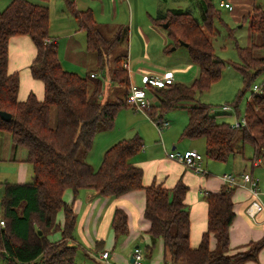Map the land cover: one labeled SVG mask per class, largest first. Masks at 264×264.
<instances>
[{
  "label": "trees",
  "instance_id": "16d2710c",
  "mask_svg": "<svg viewBox=\"0 0 264 264\" xmlns=\"http://www.w3.org/2000/svg\"><path fill=\"white\" fill-rule=\"evenodd\" d=\"M47 3L49 0H40ZM203 19L199 23L192 15L177 10L154 20L160 26L167 23L170 48L179 42L188 45L190 61L197 67V76L189 86L174 84L169 88L153 89L155 105L145 111L149 119L162 120L184 103L196 101L198 94L207 91L219 81L224 63L213 49L211 37L216 30L219 11L211 0H202ZM67 12L85 34L88 53H93L100 78H91L65 71L59 62L57 44L49 39V11L46 6L26 0H12L0 11V111L11 116L10 121L0 119V134H7L13 149L24 150L23 162L31 167L32 182L15 184L4 182L0 195V212L4 226H0V258L4 264H76L77 247L70 243L76 226L71 206L63 201L70 190L73 197L82 191H92L99 197L118 198L134 191H144L143 216L149 223L147 235L150 245L146 256L151 258L157 241L163 246V264H245L257 259L264 247V236L248 245V250L229 254V229L235 214L232 197L236 188L223 185L216 193L204 192L207 205L206 230L197 248L190 246V220L185 204L187 187L178 181L168 190L152 184L144 187L143 172L129 161L139 154L143 142L139 137L120 140L103 154L99 167L94 170L83 155L89 154L95 138L114 128L118 113L125 108L130 92V78L125 61L116 59L110 69L109 81L124 87L123 99L114 103H101L102 78L108 68L107 56L123 40L121 28L112 38H106L95 22L90 10L79 11L75 4L65 0ZM249 23L250 46L236 44L239 63L233 69L241 77L245 90L264 73V9H253ZM126 34V33H125ZM258 36L259 43H254ZM13 37H28L36 55L29 68L31 77L42 83L44 96L38 101L29 94L25 101L18 100L19 77L7 72L8 44ZM232 37V35H231ZM256 51H262L256 56ZM92 55V54H91ZM107 73V74H108ZM260 91L251 94L245 107L246 127L232 129L226 122H218L227 113H211V106L197 102L188 108V119L180 139L205 143V157L213 162L226 163L237 153L235 146L250 145L253 157L249 162L264 165V81ZM242 95V94H241ZM239 100V99H238ZM236 117L237 106L232 105ZM55 110V124L51 126V111ZM229 115V114H228ZM239 151V154H242ZM62 212L63 224H57ZM111 229L116 239L127 235V215L116 209L111 218ZM38 232L41 234L38 235ZM60 232L61 240L51 242L49 237ZM210 236L215 247L209 246Z\"/></svg>",
  "mask_w": 264,
  "mask_h": 264
},
{
  "label": "crops",
  "instance_id": "0c3cea01",
  "mask_svg": "<svg viewBox=\"0 0 264 264\" xmlns=\"http://www.w3.org/2000/svg\"><path fill=\"white\" fill-rule=\"evenodd\" d=\"M11 1L12 0H5V2H0V6L6 8ZM26 1L32 4L46 6L49 13L50 11L53 12L52 15L57 20V23L55 24L52 20L50 21L49 40L57 44V55L61 67L65 71L73 72L80 76L84 73L87 74L88 72L94 71L96 68L95 57L87 52L85 34L78 29L77 23L67 12L65 0H49L47 3L41 2L40 0ZM68 1L73 2L79 11L90 10L95 22L103 26L119 22L122 5L128 17V25L131 30L136 28L141 30L140 24H137L135 19V10L138 12L139 6L144 9L146 17H148L152 23L154 20L162 19L166 13L171 10L190 14L199 23H201L203 19L202 0ZM211 1L217 10H225L220 6V2L230 4L232 6V11H228L229 18L234 24L240 26H243L248 21L247 32L249 34V16L252 14L253 9L258 7L256 4L257 0ZM259 8L261 7L259 6ZM83 34L84 36H82ZM247 46L249 47L250 43H248ZM35 55V47L28 37H13L9 40L7 72L9 75L17 74L19 77L18 100L20 102L25 101L29 94H33L38 101L43 100V85L41 82L34 80L29 71ZM141 60H144V58ZM127 66L130 71L128 60ZM144 72L146 73L142 75L162 74ZM91 74H95L97 78L101 77L99 74L93 72ZM174 82L175 84L177 83L176 79ZM140 115L145 116L153 125L152 120L145 114ZM145 117L139 118V121H147ZM117 120L118 118H116V121ZM162 120L169 123V128L163 130L166 132L163 141L165 145H163L162 142V149L155 137L146 135L145 131L136 129L138 131L136 135L142 140L143 148L141 152L132 157L130 161L132 165L142 170V184L144 187L155 184L170 190L178 181H182L187 187L185 204L188 208L190 220V246L194 249L198 247L201 235L206 230L207 205L204 201V192L213 194L218 193L224 185L221 177L226 175L227 171L232 172V175L235 177H239L241 174L248 172L246 167L242 168V164L248 162L251 157L245 158L242 156L239 161L235 159V156L243 155L245 150L244 147L242 148L241 142H238L236 144L237 153L232 155L226 163L209 162L207 165L203 164L205 174H195L181 164L173 162L166 157V153L173 151L183 152L186 150H195V147L199 144L197 141L185 140L187 142H184V139H180L181 132L187 120L185 119L183 122L181 120V125H179V127L176 126L175 129L171 127V123L164 119V117ZM142 125H147L150 130L152 129L151 125L147 122L138 123L137 128H141ZM103 133L104 132L97 135L93 148L88 154L90 156L94 152V148L97 146L99 147L100 155L93 160L96 169L102 161L104 152L117 142V140H120L107 138L108 134ZM162 133L160 136L157 133L160 138L162 137ZM109 139H112V141L107 143L106 140L109 141ZM9 143V136L7 134H0V148L3 147L2 150L4 154L0 161H2L4 165L11 163L14 168L6 165L7 167L4 168V170L9 172V170L13 169L14 174L9 172V175L15 177V184H23L25 183L28 166L23 162L24 155L22 154L19 156L18 160H9V155L11 153H13V155L15 154L13 146ZM241 148L242 154H239ZM251 153L253 155L252 151H250V154ZM89 164L91 165L92 163ZM218 164L222 166H217ZM250 169V174L257 183L258 201L262 206V211L253 219L249 218L245 213L246 208L256 199H254L247 186L235 189L232 197L235 219L229 229V254L231 255L247 251L250 243H256L264 236V165L262 163L259 165L251 163ZM255 169H258L257 172H254ZM63 201L68 206L72 207L76 216V226L70 243L78 248L77 252L80 249L86 253L82 246L84 245L89 248L93 254H96L93 258L97 260H99V254L108 252V264H133L130 263V259L132 258L133 251L137 248L139 249L137 246L139 242L147 244L144 250L147 253V247L150 245V241L147 235L149 223L143 216L145 206L144 191H134L118 198H103L97 196V194L92 191H82L74 198L72 192L67 190L63 194ZM116 209L123 210L127 215L128 231L127 236L124 238L116 239L111 229V218ZM57 224L59 227L63 224L62 212L57 215ZM49 239L51 242H59L61 240L60 232L51 235ZM156 245L158 249L154 264L160 261L163 262V246L161 240L157 241ZM132 246L134 247L130 250ZM209 246L211 249L215 247V239L213 236H210ZM99 261L106 264L101 260ZM245 264H264V247L259 251L256 260L249 261Z\"/></svg>",
  "mask_w": 264,
  "mask_h": 264
},
{
  "label": "rangeland",
  "instance_id": "374dc122",
  "mask_svg": "<svg viewBox=\"0 0 264 264\" xmlns=\"http://www.w3.org/2000/svg\"><path fill=\"white\" fill-rule=\"evenodd\" d=\"M0 2H5V0H0ZM257 6L264 9V0H257L256 1ZM217 6V5H216ZM120 9V16H119V22H115L109 25H99L98 28L101 29L102 34L106 38H112L115 32L118 28H121V34H122V41L118 44V46L107 56L108 60V68L105 70L107 72L108 69L111 68L113 61L116 59L120 60H128L129 63V69H130V82L133 86L137 88H142L140 83V76L143 73L147 72H154V73H163L165 71H170L174 73V81L176 79V84L186 85L189 86L193 83V81L196 79L197 76V67L190 61L188 50L184 47H177L172 52L170 48L169 53H165L164 50L166 46L170 43V40L167 36V29L163 28V25L165 23H162L160 26H156L154 22H150L149 18L146 17V13L144 9H142L141 6H139L138 12L135 10V19L137 24H140L141 30H138V28L131 30V28L128 25V17L125 14V10L123 6L121 5ZM218 8V6H217ZM5 7L0 6V11L4 10ZM220 14V20L214 21L215 26V34L213 37L210 38L213 44V49L215 50V54L218 57L220 61H222L224 65V69L221 74V78L218 82L213 84L207 91L202 92L201 94H198L196 101L184 103L182 106H179L178 108L172 110L170 113L166 114L164 116V119L168 120L171 123V127L175 129L176 126L179 127L181 125V120H187L188 119V108L194 107L197 102H200L202 104H206L211 106V108L218 110L221 106H231L235 105L237 103L239 112H240V118L242 119L244 117L245 113V107L247 102L249 101L253 90L254 85L258 86V84H261L264 81V73L259 75L255 81L253 82L251 88L249 90H245L244 86L241 81V77L237 71L233 69V64L239 63V56L238 52L236 50V44L241 47H248V43H250V37L247 30H248V21L243 25H236L234 22L229 18V12L226 10L218 9ZM50 17H49V25L50 21L52 20L53 23H57V20L52 15L53 12L50 11ZM138 17H137V15ZM126 33V34H125ZM232 35V37H231ZM84 36V34L82 35ZM254 43H259L258 36H254L253 39ZM263 52L262 51H256L255 55L260 56ZM92 56H94L93 53H91ZM144 58V60H141ZM94 68V67H93ZM96 69V68H95ZM86 72V71H85ZM105 72V75L102 78L103 83V89H102V97L100 98L101 103H114L118 99H123L125 95V88L118 86L111 81H109V73L107 74ZM73 73V72H72ZM86 73H84L82 76H85ZM182 75V76H181ZM139 76V77H138ZM242 94V95H241ZM239 99V100H238ZM233 109V107H232ZM234 110V109H233ZM219 113L223 114L222 112L218 111ZM145 117L143 115L135 113L130 108L122 109L116 118L118 120L116 121L114 128L111 131L104 132L103 134H108L107 138H114V139H120V140H129L134 137H136L138 131L136 129H140V131H145L146 135H151L155 137L156 141H158L159 146L162 149V142L164 141V134L166 131H163L162 137L160 138L155 131V127H153L152 123L146 120L139 121V118ZM147 116V115H146ZM122 118V119H121ZM226 122L230 125L235 123L236 116L232 113L226 114L225 116H222V118H218V122ZM141 122H147L149 125H151V130L147 125H142L141 128L138 127V123ZM55 124V110L53 109L51 111V126L53 127ZM138 137V136H137ZM7 138V137H5ZM140 138V137H139ZM117 140V141H120ZM10 141V138H9ZM107 143L111 142L112 139L106 140ZM145 141V140H144ZM184 142H187L183 140ZM199 144L195 147V151L202 156V162L201 165L203 167V164L207 165L209 162H213L205 157V143L203 140H196ZM116 143V142H115ZM11 144V141L9 143ZM163 145L164 142H163ZM3 148V147H2ZM0 148V159L3 157V150ZM245 150L243 152V155L235 156V159L238 161L243 157L249 158L253 157L252 153L250 154V151L253 152L250 145L244 146ZM236 150V146H235ZM12 154V155H11ZM9 155V160H18L19 156L22 154L24 155V150L19 149L18 151L11 153ZM99 147L94 148V152L89 156L83 155L84 157H80V159H83L88 163H92L91 167L96 170V165L94 163V158L99 156ZM250 158V159H251ZM131 163V161H129ZM3 162L0 161V185L4 182L8 183H15V177H12L13 175H9V172L11 174H14L13 169L9 170V172L5 171L4 168L11 167V163H8L6 165L2 164ZM14 165V164H13ZM27 174L25 183L32 182V171L31 167L27 165ZM217 166H222L221 164H218ZM246 167L247 171L246 174H250V167L251 162H246L242 164V168ZM204 169V168H203ZM258 169H255L254 172H257ZM226 175H232V172H228ZM9 176V177H8ZM234 176V175H232ZM259 191V188H258ZM2 193V187L0 186V195ZM0 220L1 219V212H0ZM127 235L123 236L122 238L126 237ZM50 240V239H49ZM146 243L139 242L137 246L139 247L140 251L142 252L143 256V264H154L155 259L157 258V249L156 247L153 250V255L151 258H148L146 256L145 247ZM84 247V253L82 250L79 249L77 252V256L75 259L76 264H104L100 262L97 259H94L93 256H96V254H93L89 248L82 245ZM157 246V245H156ZM134 246L130 248L133 249ZM85 254V255H84ZM0 264H4L2 259L0 258ZM156 264H163L162 261Z\"/></svg>",
  "mask_w": 264,
  "mask_h": 264
},
{
  "label": "built area",
  "instance_id": "2783aa9c",
  "mask_svg": "<svg viewBox=\"0 0 264 264\" xmlns=\"http://www.w3.org/2000/svg\"><path fill=\"white\" fill-rule=\"evenodd\" d=\"M220 6L229 12L232 11V6L230 4L220 2ZM50 42L51 41L49 39L46 40V43H50ZM124 68L127 69L128 74H130L127 66V60L125 61ZM90 77L97 78L95 74H91ZM140 83L142 88H137L133 86L130 82V92L126 97V104L135 113H140L145 115H146L145 111L155 105V98L153 97V94L150 93V90L169 88L175 84L174 75L170 71H166L158 75H141ZM253 90H254L253 93H258L260 91L259 87L256 85H254ZM218 111L227 114L232 113L235 115V112L232 109V107L227 105L221 106L218 110L213 109L211 110V113L215 114ZM152 122L159 136L161 135L163 130L169 128V123L167 121L156 119L153 120ZM230 127L232 129H242L246 127L245 117H243L242 119L240 117L239 118L236 117L235 123H233ZM166 157L167 159L173 162L181 164L186 169L194 172L195 174H201V175L205 174V171L203 170V167L201 165L203 158L195 150H186L183 152L173 151L166 153ZM256 164L259 165L261 164V162L257 161L256 163H254V165ZM221 180L224 185L233 188H240V187L244 188L247 186V188L250 190L252 196L256 200L246 208L245 213L249 218L253 219L259 212L262 211V206L258 201L257 183L253 179L251 174L243 173L239 177H235L232 175H223L221 177ZM0 226L1 227L4 226L2 220H0ZM98 259L108 264L109 253L103 252L99 254ZM132 259H133V264H143L142 263L143 256L138 248L133 251Z\"/></svg>",
  "mask_w": 264,
  "mask_h": 264
},
{
  "label": "water",
  "instance_id": "95a60500",
  "mask_svg": "<svg viewBox=\"0 0 264 264\" xmlns=\"http://www.w3.org/2000/svg\"><path fill=\"white\" fill-rule=\"evenodd\" d=\"M167 27H168V24L165 23V24L163 25V28H166V29H167ZM179 46L184 47V48H187V47H188V45L185 44V43H183V42H179ZM174 50H175V48H172V49H171V51H174ZM0 119L3 120V121H5V122H8V121H10L11 116H10L9 114L5 113V112H1V111H0ZM173 149H174V148H173ZM40 234H41V233L38 232V235H40ZM130 263H133V259H132V258L130 259Z\"/></svg>",
  "mask_w": 264,
  "mask_h": 264
}]
</instances>
